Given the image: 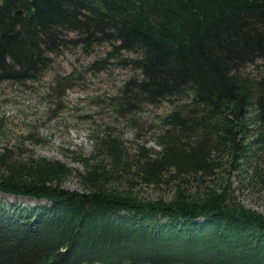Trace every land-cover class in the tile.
Instances as JSON below:
<instances>
[{"label": "trees", "instance_id": "1", "mask_svg": "<svg viewBox=\"0 0 264 264\" xmlns=\"http://www.w3.org/2000/svg\"><path fill=\"white\" fill-rule=\"evenodd\" d=\"M104 41L138 72L107 99L133 137L87 115L91 152L68 149L82 171L5 139L0 192L48 203L0 199V264H264V214L231 188L232 172L264 188V0H1L0 82Z\"/></svg>", "mask_w": 264, "mask_h": 264}, {"label": "rangeland", "instance_id": "2", "mask_svg": "<svg viewBox=\"0 0 264 264\" xmlns=\"http://www.w3.org/2000/svg\"><path fill=\"white\" fill-rule=\"evenodd\" d=\"M112 46L105 41L89 47L67 45L58 53L52 54L54 60L51 66L42 70L36 79L25 83L6 80L0 82V120L3 121L4 133L6 132L5 137L0 136V144L5 139L15 141L13 138L18 133L29 134L31 136L26 140V145L37 156L58 158L74 170L82 171V165L72 161L68 149L82 150L85 154L91 152L94 144L89 136L92 126L85 118L87 115L94 114L102 123L112 124L115 131L123 134L124 139L129 141L133 137V130L125 119L110 111L107 99L115 94L116 89L130 75L136 76L138 72L119 60L121 57L127 59L130 53L121 52L120 57L112 56L115 54L109 53ZM62 82L66 84L59 91L57 87ZM168 106L146 107L144 116L148 122L145 121V124L153 123L158 115L167 111ZM148 146L157 147L151 141ZM231 176V188L237 200L264 214V188L255 186L248 177L240 181L241 177L236 173L232 172ZM64 183L63 187L69 190H81L80 183L74 176H70ZM143 193L152 199L167 196L160 188L147 187ZM0 199L5 204L16 203L24 207L48 203L47 199L2 192ZM93 264L101 263L98 261Z\"/></svg>", "mask_w": 264, "mask_h": 264}, {"label": "water", "instance_id": "3", "mask_svg": "<svg viewBox=\"0 0 264 264\" xmlns=\"http://www.w3.org/2000/svg\"><path fill=\"white\" fill-rule=\"evenodd\" d=\"M22 12H24V10H22V9H18V11H16L15 13H17V14H21Z\"/></svg>", "mask_w": 264, "mask_h": 264}]
</instances>
